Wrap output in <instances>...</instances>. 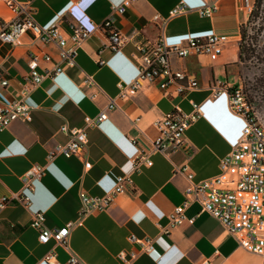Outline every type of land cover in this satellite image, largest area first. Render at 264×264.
<instances>
[{
    "label": "crops",
    "instance_id": "1",
    "mask_svg": "<svg viewBox=\"0 0 264 264\" xmlns=\"http://www.w3.org/2000/svg\"><path fill=\"white\" fill-rule=\"evenodd\" d=\"M120 1L31 0V7L40 26L63 18L62 27L68 30V21L101 23L109 16L111 5ZM178 1L136 0L124 15L115 16L114 27L127 38L118 52L104 48L108 43L106 35L94 32L79 49L75 67L54 80H45L27 97L26 103L35 108L31 121H15L0 131V197L21 191L30 198L29 207L12 201L0 209V264H47L43 258L52 247L55 264H66L70 253L84 264H117L118 252L138 249L128 241L131 234L152 238L155 246L152 253L141 255L132 264H201L206 260L211 264H242V259L251 258L259 259L261 264L259 257L241 248L196 203L186 209L184 222L168 234L160 231L167 214L182 203L188 184L184 175L173 173L174 166L186 164L193 182L215 176L219 160L240 137L242 119L231 113L225 95L211 96L209 85L213 80L229 86L237 84L240 31L247 21L242 0H182L188 10L166 20L168 44L211 34L230 38L216 61L196 55L172 60L174 67L196 78V90L175 95L172 89H159L158 83L146 84L136 96L116 100L118 107L108 113L105 121L86 129L90 168L85 169L83 161L75 157L47 159V152L55 144L67 141L59 131L62 124L75 129L85 127L84 117L96 115L109 99L115 98L119 82L125 84L137 76L134 45L153 40L158 34V22L153 21V16L166 18ZM205 2L217 5L208 18L197 12ZM11 17L0 1V25ZM39 47V51L56 59L54 45ZM29 49L32 48L23 45L10 53L8 46L0 45V80H9L7 87L0 86V105L15 98L20 81L28 73ZM98 59L104 64H98ZM36 63L40 69L51 67L40 58ZM81 73L93 76L99 88L96 99H89L88 91L80 87ZM190 101L200 105L201 116L185 132L189 148L169 149L168 154L151 152V143L157 136L154 120L174 106L189 112ZM139 149L149 154L152 163L134 171L131 159ZM34 165L43 166L44 175L32 182L31 191L23 190L20 178ZM119 175H130L133 189L117 195L103 211L85 216L80 226L70 230L67 247L38 243L37 232L30 226L35 212L44 213L47 227L60 228L77 218L80 194L101 196L113 187ZM190 218L192 223L187 221Z\"/></svg>",
    "mask_w": 264,
    "mask_h": 264
},
{
    "label": "built area",
    "instance_id": "2",
    "mask_svg": "<svg viewBox=\"0 0 264 264\" xmlns=\"http://www.w3.org/2000/svg\"><path fill=\"white\" fill-rule=\"evenodd\" d=\"M12 14L9 21L0 25V45L8 46L10 53L13 49L28 45V73L20 81V87L14 99L2 102L0 105V131L12 122H29L35 109L26 103L27 97L45 80H54L69 68L76 66V56L82 44L94 32H103L108 40L104 46L109 52L115 53L124 46L127 38L115 27V16H122L136 0H121L111 5L109 16L101 23H83L68 21V30L62 27L63 18L52 22L49 26H40L34 18L31 0H0ZM247 17L252 11L250 0H242ZM188 10V6L179 0L168 12L166 18L155 14L158 34L153 40L138 42L134 45L133 58L136 61L137 76L128 83L117 84L118 93L109 99L106 106L94 116H85V127L69 128L66 123L59 131L67 137L64 143L55 144L48 152L47 159L57 156L75 157L83 161L84 168H90L86 129L94 127L108 118V113L118 106L116 100H127L136 96L144 87L158 83V88L166 91L172 89L175 95H184L196 90L198 82L194 76L183 68H176L173 59L182 60L190 55L206 56L210 61H216L225 46L230 43L226 35L211 34L190 37L182 42L168 44L165 40V22L168 18ZM217 10L216 3L205 2L197 12L200 17H211ZM25 39L27 42H25ZM54 45L57 49L56 59L46 51H39V46ZM34 49V50H33ZM37 50V51H35ZM98 55V54H96ZM51 64L50 68L40 69L37 59ZM98 64L104 61L98 59ZM79 85L88 91L89 99L98 96L99 88L93 76L81 73ZM9 80H0V86L5 88ZM213 98L225 95L228 107L235 116L243 121L241 134L232 149L219 160V173L215 176L193 182V174L186 164L174 166V174L185 176L188 184L185 186L182 203L167 214V222L160 227L163 234L186 220L185 211L191 204H198L202 212L216 219L246 252L260 258L264 264V120L257 110L248 102L246 93L240 84L229 86L221 80H213L209 85ZM171 94V93H169ZM191 110L183 112L174 106L169 112L154 120L153 125L157 136L151 143V152L168 154L169 149L186 150L189 143L185 137L186 130L200 118V105L190 101ZM132 143L136 144V140ZM149 154L139 149L138 155L131 159L132 168L138 171L141 166H150ZM43 166L34 165L26 170L20 181L23 190H32V182L44 175ZM133 189L130 175L116 177L113 187L101 196L80 194V207L77 218L67 222L60 228H50L45 224L43 212H35L30 226L37 232L39 244L52 242L55 245L67 247L70 230L80 226L85 216L103 211L117 195ZM12 201L29 207L30 198L21 191L11 193V196L0 197V209ZM192 223L193 218L187 220ZM128 241L138 246L135 252L120 251L117 254V264H132L141 255L152 253L155 249L154 240L149 237H136L131 234ZM44 262L55 264V252L52 247L44 256ZM66 264H84L75 254L70 253ZM201 264H211L203 261Z\"/></svg>",
    "mask_w": 264,
    "mask_h": 264
},
{
    "label": "rangeland",
    "instance_id": "3",
    "mask_svg": "<svg viewBox=\"0 0 264 264\" xmlns=\"http://www.w3.org/2000/svg\"><path fill=\"white\" fill-rule=\"evenodd\" d=\"M251 3L252 11L240 31L243 49L237 84L243 87L248 102L264 120V0ZM258 262L255 258L242 259V264Z\"/></svg>",
    "mask_w": 264,
    "mask_h": 264
},
{
    "label": "trees",
    "instance_id": "4",
    "mask_svg": "<svg viewBox=\"0 0 264 264\" xmlns=\"http://www.w3.org/2000/svg\"><path fill=\"white\" fill-rule=\"evenodd\" d=\"M242 41H243V37L240 40L241 43L239 42V50H238V52H239V60L242 57V49H243V47H242Z\"/></svg>",
    "mask_w": 264,
    "mask_h": 264
}]
</instances>
